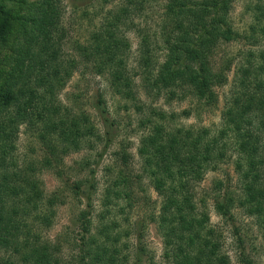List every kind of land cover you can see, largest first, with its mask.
I'll use <instances>...</instances> for the list:
<instances>
[{
  "label": "trees",
  "instance_id": "obj_1",
  "mask_svg": "<svg viewBox=\"0 0 264 264\" xmlns=\"http://www.w3.org/2000/svg\"><path fill=\"white\" fill-rule=\"evenodd\" d=\"M235 1L127 0L67 59L62 0H0V264H65L60 247L43 239L34 226L38 222L49 228L53 223L55 201L45 197L38 176L60 160L56 143L62 145V154L78 151L95 129L86 113L74 112L57 98L80 65L108 75L116 92L129 97L131 78L121 26L131 11L163 2L161 36L166 53L151 85L173 94L188 92L212 108L219 101L216 88L227 84L233 64L226 61L217 69L212 59L222 44L238 40L230 18ZM256 22L253 32L264 38V9H259ZM234 81L216 130L171 129L160 123L161 114L143 121L145 128L152 126L138 148L142 173L129 171L123 158L124 166L115 170L106 190V205L127 198L132 207L136 185L144 178L150 181L162 199L159 214L151 220L162 238L167 264H230L221 252L219 232L210 224L206 202L199 201L198 206L192 187L202 170L227 158H235L243 193L239 204L256 219L264 238V52L250 53L239 64ZM95 108L109 147L114 143L113 124L102 97ZM22 127L52 158L29 162L16 155ZM71 189L79 195L80 183ZM235 206L229 194L215 201L224 217H230ZM82 217L78 258L66 264H129L119 246L121 233L113 231L117 225L109 224L94 237L89 217Z\"/></svg>",
  "mask_w": 264,
  "mask_h": 264
},
{
  "label": "rangeland",
  "instance_id": "obj_2",
  "mask_svg": "<svg viewBox=\"0 0 264 264\" xmlns=\"http://www.w3.org/2000/svg\"><path fill=\"white\" fill-rule=\"evenodd\" d=\"M126 1L91 0L88 3V0H62V43L67 59L75 56L77 45L88 42L94 31L107 19H112L118 9L125 7ZM260 8L264 9V0H236L233 4L230 18L239 36L236 42L222 44L212 59L217 69L226 61L233 63L231 71L227 73V84L216 88L219 101L212 108L188 92L173 94L151 85L166 53L161 36L163 2H152L138 11H131L121 26L126 38L127 75L131 78L129 97L116 92L108 75H98L92 66L84 64L57 93V98L65 106L74 112L86 113L95 128L78 151L62 154V145L57 142L60 164L57 162L45 167L38 176L45 197L53 199L55 205L52 208V226L45 228L35 222L34 227L43 239L60 247L63 263H71L78 258L84 235L82 215H87L91 221L90 235L94 237L100 235L109 224L117 225L113 231L121 233L119 246L129 264H167L162 238L151 220L159 214L162 199L150 181L144 178L141 184L136 185L131 197L134 203L132 207L129 204L131 200L127 198L112 202L111 206L106 205V190L112 183L115 170L124 166L123 158L129 171L142 173L138 148L148 127L152 126L149 124L145 128L143 121L146 123L153 115L161 114L163 118L160 123L171 129L216 130L220 126L221 113L236 80L239 64L250 53L258 55L264 52V38L259 32H253ZM99 97L105 100L109 121L113 124L114 143L109 147L103 136L106 128L95 108ZM261 140L264 143L262 135ZM17 149L16 155L29 162L45 160L46 156L52 158L25 127L20 130ZM261 155L264 157V149ZM234 161V157L227 158L216 167L201 171L200 179L192 182L195 201L206 202L210 224L219 232L221 252L229 257L230 264H264L263 232L256 219L239 204L243 193ZM76 183L81 185L79 195L71 189ZM226 194L236 200L230 217L220 215L215 207V201H222Z\"/></svg>",
  "mask_w": 264,
  "mask_h": 264
}]
</instances>
